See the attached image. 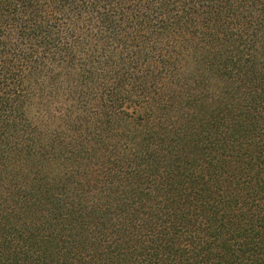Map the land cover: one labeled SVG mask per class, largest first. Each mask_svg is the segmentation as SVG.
<instances>
[{
    "label": "trees",
    "instance_id": "obj_1",
    "mask_svg": "<svg viewBox=\"0 0 264 264\" xmlns=\"http://www.w3.org/2000/svg\"><path fill=\"white\" fill-rule=\"evenodd\" d=\"M0 264H264V0H0Z\"/></svg>",
    "mask_w": 264,
    "mask_h": 264
},
{
    "label": "rangeland",
    "instance_id": "obj_2",
    "mask_svg": "<svg viewBox=\"0 0 264 264\" xmlns=\"http://www.w3.org/2000/svg\"><path fill=\"white\" fill-rule=\"evenodd\" d=\"M60 114H59V112H57V114L55 115V117L57 118L58 116H59ZM31 117L34 119H36V120H43L44 122H46V118L45 117H43L44 119H41V115H40V117L38 116V114H37V111L36 110H34V112L31 114Z\"/></svg>",
    "mask_w": 264,
    "mask_h": 264
}]
</instances>
